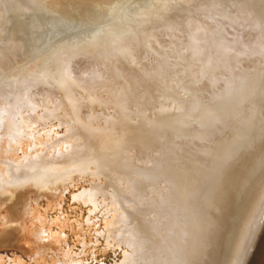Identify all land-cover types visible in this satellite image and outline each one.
Returning a JSON list of instances; mask_svg holds the SVG:
<instances>
[{
	"label": "rangeland",
	"instance_id": "374dc122",
	"mask_svg": "<svg viewBox=\"0 0 264 264\" xmlns=\"http://www.w3.org/2000/svg\"><path fill=\"white\" fill-rule=\"evenodd\" d=\"M23 1L0 0V264H150L130 210L167 182L142 178L168 162L165 126L229 86L247 92L232 120L264 122V0ZM231 216L193 264L238 263Z\"/></svg>",
	"mask_w": 264,
	"mask_h": 264
},
{
	"label": "bare ground",
	"instance_id": "6f19581e",
	"mask_svg": "<svg viewBox=\"0 0 264 264\" xmlns=\"http://www.w3.org/2000/svg\"><path fill=\"white\" fill-rule=\"evenodd\" d=\"M101 4L105 2L101 1ZM38 18L40 19V15ZM22 29L25 31V26ZM21 38L24 40L22 34ZM0 59L2 60V56ZM58 68L56 67L57 70ZM230 87L232 86L215 93L207 103L199 107L197 104L193 108L186 107V113L175 117L162 130L165 134L163 153L168 162L177 161L176 153L181 147L192 148L193 155L187 157L186 165H180L174 170L168 169L166 162L163 166L160 164L153 166L151 171H145L142 175L145 181L153 182L151 185L157 183L156 179L161 173L167 179L166 183L160 184L162 186L160 194L149 193L146 197L152 195L150 199L136 203L130 210V216L134 222H139L137 225L141 229L142 225L143 227L146 225V217L154 226L151 228L150 240L145 239L151 246L150 264H193L194 261L204 259L203 263H207L206 260L217 256L219 246L214 251L203 250L202 245L210 234H219L223 224L228 225L231 215L235 224L232 223L234 231L233 235H230L232 239L228 250L235 248L241 239L243 251L237 264L254 262L252 257L256 254L253 253L264 247V188L260 192L258 184L256 183L255 187L251 181L256 173V178L264 177V141L261 143L255 141L257 144H253L258 137H263L264 140V122L259 124L257 119L255 120L259 114L256 111L245 119L232 120L234 118L232 108L225 109L224 104L232 101L239 103L243 95L245 96L244 92H247ZM210 123L214 125H209ZM177 134L183 137L181 143L174 140ZM247 147L248 150L242 149ZM240 149L242 151H239ZM211 216H214L216 223H212ZM244 230L248 232L250 230V233L241 238ZM198 251L199 257L193 259L189 255L182 259L184 254ZM204 254L207 255L205 258ZM258 257L255 264H264V259ZM181 260L183 262H180Z\"/></svg>",
	"mask_w": 264,
	"mask_h": 264
}]
</instances>
